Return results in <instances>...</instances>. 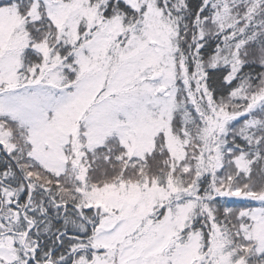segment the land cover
<instances>
[{
    "label": "snow or ice",
    "instance_id": "1",
    "mask_svg": "<svg viewBox=\"0 0 264 264\" xmlns=\"http://www.w3.org/2000/svg\"><path fill=\"white\" fill-rule=\"evenodd\" d=\"M0 264H264V0H0Z\"/></svg>",
    "mask_w": 264,
    "mask_h": 264
}]
</instances>
